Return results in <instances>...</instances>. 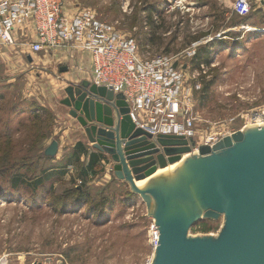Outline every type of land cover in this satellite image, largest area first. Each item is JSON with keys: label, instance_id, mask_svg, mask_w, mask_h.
<instances>
[{"label": "rangeland", "instance_id": "1", "mask_svg": "<svg viewBox=\"0 0 264 264\" xmlns=\"http://www.w3.org/2000/svg\"><path fill=\"white\" fill-rule=\"evenodd\" d=\"M66 1L69 12L90 9L133 40L141 58H172L187 85H199L196 147L264 117V7L241 18L234 0ZM28 42L21 37L0 48V264H152L155 220L143 196L113 174L102 185L72 180L58 187L45 175V145L66 126L62 117L55 123L53 110L67 109L61 100L69 83L48 58L28 63ZM81 185L88 204L66 196ZM222 226V218L205 221L189 236L216 237Z\"/></svg>", "mask_w": 264, "mask_h": 264}, {"label": "water", "instance_id": "2", "mask_svg": "<svg viewBox=\"0 0 264 264\" xmlns=\"http://www.w3.org/2000/svg\"><path fill=\"white\" fill-rule=\"evenodd\" d=\"M64 92L61 104L93 149L110 158L115 178L146 200L158 230L152 264H264V125L196 147L193 138L138 127L122 94L89 80L69 83ZM57 148L53 141L45 156ZM221 218L216 237L189 236Z\"/></svg>", "mask_w": 264, "mask_h": 264}, {"label": "built area", "instance_id": "3", "mask_svg": "<svg viewBox=\"0 0 264 264\" xmlns=\"http://www.w3.org/2000/svg\"><path fill=\"white\" fill-rule=\"evenodd\" d=\"M262 1L234 0L232 11L245 17L254 6L264 7ZM66 4V0H0V48L15 47L22 37L29 41L31 54L53 56L67 51L86 55L88 80L122 94L138 127L154 136L193 138V94L199 85H187L172 58H141L133 40L122 37L93 11L69 12ZM258 121L264 123V117L253 118L252 124ZM153 228L155 249L158 230L155 224Z\"/></svg>", "mask_w": 264, "mask_h": 264}, {"label": "crops", "instance_id": "4", "mask_svg": "<svg viewBox=\"0 0 264 264\" xmlns=\"http://www.w3.org/2000/svg\"><path fill=\"white\" fill-rule=\"evenodd\" d=\"M27 54L26 59L28 63H35L36 59L40 61L42 60L41 58H48L50 60L49 64L56 66L57 70L61 73L60 79L64 80V82L73 83L82 81L83 77L79 73H83V66L86 67L84 72L87 79L89 78V58L86 55L67 51L55 53L53 56L45 54L42 57H39L42 54H31L29 52ZM58 65H62L60 69ZM64 67L67 69L61 72V68ZM69 69H75L76 71H70ZM66 110L61 111V116L58 114L59 111L56 113L53 110L55 123H58L57 119L62 117L61 124L65 123L66 126L56 135L58 137L56 139L58 143L57 153L52 157L53 159L51 158V166L47 169L45 175L52 180L54 187L62 185L61 183L68 184L72 180L75 182L81 181L84 184L102 185L103 183H107L113 174V164L110 158L93 149L92 145L85 138L83 128L75 119L67 115L68 109ZM49 144L47 143L45 147L47 148ZM138 184L140 183L138 182Z\"/></svg>", "mask_w": 264, "mask_h": 264}, {"label": "trees", "instance_id": "5", "mask_svg": "<svg viewBox=\"0 0 264 264\" xmlns=\"http://www.w3.org/2000/svg\"><path fill=\"white\" fill-rule=\"evenodd\" d=\"M249 15H247V16H249ZM247 16H245V17H247ZM241 18H244V17H241ZM41 110H43V109H41ZM43 113H46V111L43 110ZM38 117H39V115H36V116H34V119H36ZM41 182H42V178L35 179L34 182H33V185L41 183ZM78 187H74L72 190L71 189L67 190L66 191V196H70V195L73 196L74 195V200L73 201L76 204H79V203L80 204H84V203L88 204V202H87L88 201V193L83 190V186L82 185L80 186V188H78Z\"/></svg>", "mask_w": 264, "mask_h": 264}, {"label": "bare ground", "instance_id": "6", "mask_svg": "<svg viewBox=\"0 0 264 264\" xmlns=\"http://www.w3.org/2000/svg\"><path fill=\"white\" fill-rule=\"evenodd\" d=\"M257 125H258V126H262V125H264V123L261 122V121H258V124H257ZM251 126H252V125H251ZM247 127H248V126H247ZM183 158H186V156H184ZM180 164H181V163H177V164H174V165H172V166H169V167H167V168H165V169H159L155 175H158L160 172H164V171L172 170L174 167H179ZM147 181H148V179L143 180V181H139L140 184H138V182H137V184H138V186L144 187V182H147Z\"/></svg>", "mask_w": 264, "mask_h": 264}]
</instances>
